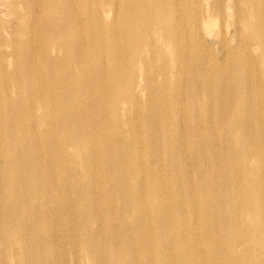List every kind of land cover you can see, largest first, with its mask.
<instances>
[{
  "label": "bare ground",
  "instance_id": "6f19581e",
  "mask_svg": "<svg viewBox=\"0 0 264 264\" xmlns=\"http://www.w3.org/2000/svg\"><path fill=\"white\" fill-rule=\"evenodd\" d=\"M20 2L0 264H264V0Z\"/></svg>",
  "mask_w": 264,
  "mask_h": 264
},
{
  "label": "rangeland",
  "instance_id": "374dc122",
  "mask_svg": "<svg viewBox=\"0 0 264 264\" xmlns=\"http://www.w3.org/2000/svg\"><path fill=\"white\" fill-rule=\"evenodd\" d=\"M17 3L18 5V8L19 9H22V4L20 2V0H13ZM115 5H111V8H114ZM38 12V8H37V11H34V14ZM0 19H2L4 22H8V21H11L13 20V15L9 14L7 12V7L5 5H2L0 4ZM218 25H215V27L211 28L212 31H214L215 33H219L218 32ZM2 30V33L4 34V38L6 40H9L11 38L10 36V33L7 29V27L3 26L1 28ZM208 41L211 42V45L209 46V50L210 52L214 55V56H219L222 52V47L220 46L219 42H218V38H217V35L215 36V34H212L211 36H208L207 37ZM229 43L232 44V41L229 40ZM3 49V52H4V55H5V58L7 59V61L11 60L13 58V51H12V47L9 46L8 44L6 45H3V46H0V50ZM57 49V47H53L52 48V52H55ZM138 80L140 81L138 87H137V91L139 94H141L142 97H144L143 94H146L144 93L146 90L144 89V81L142 80V78H138Z\"/></svg>",
  "mask_w": 264,
  "mask_h": 264
}]
</instances>
